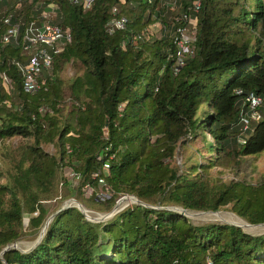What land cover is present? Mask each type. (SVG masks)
<instances>
[{
  "label": "trees",
  "instance_id": "16d2710c",
  "mask_svg": "<svg viewBox=\"0 0 264 264\" xmlns=\"http://www.w3.org/2000/svg\"><path fill=\"white\" fill-rule=\"evenodd\" d=\"M251 1L248 6L247 0H200L193 12V0H176L178 15L189 13L197 31L193 54L175 72V34L144 33L156 20L164 24L161 29L175 31L178 22L166 19L164 0H95L88 10L69 0H43L40 8L38 0H0V141L28 140L3 144L0 155L5 162L7 152L10 163L0 167V251L25 234H39L48 217L44 203L57 196L59 183L60 198L70 197L64 167L74 172V190L84 197L81 189L97 188L92 174L109 161L105 181L111 198L84 197L89 205L110 209L127 194L158 207L134 204L102 222L65 208L30 250L5 251L7 264H264V232L194 224L164 208L217 211L230 205L247 222H264V180L221 183L207 171L217 163L214 152L238 157L264 150V111L246 142L238 141L241 98L254 91L264 103V0ZM51 3L57 8L50 21L69 29L72 40L58 53L49 51L51 68L42 72L40 88L27 93L17 66L27 61L22 39L31 24L40 26ZM113 8L127 22L110 34L105 24ZM14 23L19 37L3 46L1 36ZM244 31L248 38L236 37ZM74 62L81 72L64 83L59 74ZM41 107L48 111L41 113ZM198 136L208 162L180 170L172 163L176 150ZM45 143L56 153L46 152Z\"/></svg>",
  "mask_w": 264,
  "mask_h": 264
},
{
  "label": "built area",
  "instance_id": "2783aa9c",
  "mask_svg": "<svg viewBox=\"0 0 264 264\" xmlns=\"http://www.w3.org/2000/svg\"><path fill=\"white\" fill-rule=\"evenodd\" d=\"M31 1V0H28ZM72 3H78L82 6L84 10L90 9L95 0H69ZM151 1V0H147ZM163 5L167 9L169 7L173 9L176 6V0H164ZM50 9L54 10L57 5L54 3L49 4ZM191 11L198 12L200 9V0H193L191 6ZM111 18L105 24V28L108 33L112 34L116 30L124 29L127 19L123 15H118L116 8L111 11ZM43 21L40 26L31 24L28 28L24 37L22 39V48L27 56V61L25 64L17 63L19 71L22 74V88L27 93H33L37 91L41 82L39 78L44 70L50 69L52 66V55L50 50L54 53H58L62 48L70 43L72 40L71 33L69 29H62L59 25L53 24L49 19L50 16L47 12L41 14ZM175 21L178 22L175 27V68L174 71H178L179 68L184 64L185 58L188 55H192L194 52V42L196 39L197 25L196 20L189 15L187 12H181L180 15L175 17ZM6 23H9V17L5 19ZM153 26H148L144 29V33L148 34L153 31ZM19 25L17 23L8 24L5 32L1 36L2 45L9 43L10 39L19 37ZM2 78L9 87H11V80L6 76L2 75ZM236 93H241V90H236ZM262 104V98L260 95L254 91H250L245 94L239 103V132L238 140L241 144L246 142V137L252 130V125L262 119V114L258 112L259 107ZM41 113L48 111V108H39ZM113 155H110L112 158ZM110 168V163L108 160L102 162L101 169L95 171L92 177L97 180L98 191L93 189L89 185H85L86 191L89 194H95V199L98 201H107L111 198L112 191L106 186L105 176L108 175ZM70 176H75L74 172L70 173ZM134 196L122 194L118 198V204L122 205V209L135 204ZM124 203V204H122ZM120 211V210H119ZM118 211V212H119ZM86 212H88L86 210ZM117 212H114L115 215ZM36 214V213H34Z\"/></svg>",
  "mask_w": 264,
  "mask_h": 264
},
{
  "label": "rangeland",
  "instance_id": "374dc122",
  "mask_svg": "<svg viewBox=\"0 0 264 264\" xmlns=\"http://www.w3.org/2000/svg\"><path fill=\"white\" fill-rule=\"evenodd\" d=\"M10 1H11V3H13L16 0H10ZM252 3L253 2L251 0H247L248 6L252 5ZM221 4L223 5V3H221ZM41 6H43V0H38V2L36 3V8H40ZM118 9H119V7H118ZM118 9H116V10L118 11ZM178 10L179 9H178L177 4L173 9H171L170 7H169V9L166 8V19L170 23L173 19H175V17H177ZM46 12L50 16L49 19H51L55 15L54 10H52V9L49 10V12H48V10H46ZM122 14H124V13H122ZM148 25L154 27V29L151 33H153V35L157 38L163 34L173 35V33H174L172 30H168L165 28L161 29L164 24H162V22H160L159 20H156L155 22H151ZM236 37L246 39V38H248V33H247V31H244L243 34H237ZM252 41H253V39L251 38V42ZM23 58H25V54H24ZM80 72H81L80 63L74 62V63H68L59 75H60L61 79L64 81V83H66L69 78L74 76L76 73H80ZM65 104H69V101L66 100ZM263 111H264V103L258 109V112L260 114H263ZM27 141L28 140L23 139L19 136H15L13 138H7L3 142L0 141V155L2 156L3 152L5 151L3 148V144L9 145V147H15L20 142L25 143ZM207 141H212L210 136H207ZM42 148L50 154L56 153L55 152L56 151L55 146L51 143L42 144ZM206 155H208V152L206 151V148L204 147V141L201 139V136H198V137L190 140L189 142H187L185 146H180L176 150L175 156L172 159V163L174 165H176L180 170H185L192 163H197V162L206 163V162H208L207 160H205V157H207ZM213 155L214 156H211V158L215 159V161H217V163L214 166L208 168V170H207L213 181H218V182L222 183V182H229L231 180H240V181H244L246 183L255 184V183L260 182L261 180H264V150L261 151L260 153L256 154V155H249V156H238L237 157V156H234L232 153L228 154L222 150H220L219 153L214 152ZM6 156H7V152H6ZM6 156L5 157L3 156L4 159L6 160L5 162L0 161V167L3 169L10 165V163H8L9 158H6ZM71 172H72V170L69 167H64L62 169V176L65 178H68V180L71 183V186H70L71 195H70V197L65 198V199L60 198V193L62 192L63 188H62L61 183H59L58 189H57V196L53 200L44 203L45 208L47 210L48 217L63 207L67 208V206H69V205H74V202H70L71 200L74 199V200L78 201L84 207L85 210L88 211L87 213H88V215H90V217H96V218L102 217V218H104V219H102V221H107L108 219H110L112 216L106 217V218H105V216L113 211L119 197L116 199L115 203L113 204V206L110 209H106L105 206L101 207V206L94 204V203H91V202L89 205V203H88L89 201L86 198L91 197L92 195H94V197H95V194H89V192L86 191V188L84 186L81 189V191L83 192V195L86 198L84 199V197L78 195L77 192H75V190H74V187L77 185V180L70 176ZM0 182H4V180L0 179ZM95 190L98 191V188H95ZM101 202H103V201H101ZM122 204H124V203H122ZM135 204H137V203H135ZM133 205H134V203H133ZM171 206L172 205L165 206V207H171ZM175 207H180V206H175ZM120 211H122V210H120ZM190 211L199 213L197 215L188 217L194 224H202V223H206V222L232 223V222H228V221L226 222L225 220H221V219H219V221H218L217 217L210 214L213 212L211 210H209V211L190 210ZM216 212L223 213L224 217L227 220H229V219L234 220L233 216L239 217L240 219H242L243 221H245L246 223H248L251 226L250 229L242 227V229L249 234L256 235V234H261L264 232L263 224H261V223L251 224V223L247 222L242 217H240L236 213H234L230 209V205H226V206L218 209ZM193 217H194V219H193ZM102 221H99V222H102ZM23 223H24L23 224L24 225V231H27V229H26L27 224H28V216L27 215H24ZM38 235L35 236V235L29 234V233L25 234V236L21 237L18 241H16L13 244H15L17 246V248L20 250L28 251L36 243V239H37Z\"/></svg>",
  "mask_w": 264,
  "mask_h": 264
},
{
  "label": "water",
  "instance_id": "95a60500",
  "mask_svg": "<svg viewBox=\"0 0 264 264\" xmlns=\"http://www.w3.org/2000/svg\"><path fill=\"white\" fill-rule=\"evenodd\" d=\"M133 199L135 200V202L137 203V205H143V206H145V207H151V208H158V207H155V206L149 205V204H147V203H144L143 201H141L140 199H138V198H136V197H134ZM73 200H74V199H73ZM75 201H76V200H75ZM76 202H77V204L69 205V206H67V208H68V207H76V208H77V209H78V210H79V211L85 216V218H86L87 220L92 221V222H99V221H102V219H104V218H102V217H101V218L90 217V215H88V213L86 212V210H85L84 208H82L83 206H82L78 201H76ZM118 203H119V202L117 201V202H116V205H115V207H114V209H113V211H112L111 213H109L108 215H106L105 218H106V217H110V216H112V217L114 216L113 213H114L115 209L117 208V206L119 205ZM65 208H66V207H63V208L59 209L58 211H56L55 213H53L52 215H50V216L45 220L43 226H42L41 229H40L39 235H38V237H37V239H36V243L34 244V246H35L37 243H39V241H40L41 238L43 237V235H44V233H45V230H46L48 224L50 223V221L53 219V217H54L58 212H60L61 210L65 209ZM164 208L178 211L179 213L185 215L186 217H189V215L186 214V212H185L187 209H185V208H183V207H175V206H171V207H164ZM213 212H216V211H213ZM92 219H93V220H92ZM227 224L235 225V226H238V227L242 228L239 224H234V223H227ZM261 224H264V222H262ZM34 246H33V247H34ZM10 249L20 250V249H18L17 246H16L15 244H13V243H12V244H9V245H6V246L0 251V259H1V261H2L3 264H7V263L3 260V258H2V254H3L5 251L10 250ZM20 251L25 252L24 250H20Z\"/></svg>",
  "mask_w": 264,
  "mask_h": 264
},
{
  "label": "bare ground",
  "instance_id": "6f19581e",
  "mask_svg": "<svg viewBox=\"0 0 264 264\" xmlns=\"http://www.w3.org/2000/svg\"><path fill=\"white\" fill-rule=\"evenodd\" d=\"M70 202H74V204H77V202L75 201V200H71ZM82 208H84V207H82ZM123 207H122V205H118L117 206V208L115 209V211L114 212H118L119 210H121ZM186 212V214H188L189 216H194V215H197V214H199L198 212H192V211H190V210H186L185 211ZM210 214H212L213 216H215V217H217L218 218V221H219V219H221V220H225L226 222L228 221V222H232V223H235V224H239L241 227H243V228H251V226L248 224V223H246L245 221H243L242 219H240L239 217H236V216H233V218H234V220L233 219H229V220H227L225 217H224V215H223V213H219V212H212V213H210ZM197 218V217H196ZM195 218V219H196ZM210 218V217H209ZM193 219H194V217H193ZM223 223V222H222ZM263 226H264V224H263ZM253 227V226H252ZM258 227V226H257ZM264 229V228H263Z\"/></svg>",
  "mask_w": 264,
  "mask_h": 264
}]
</instances>
